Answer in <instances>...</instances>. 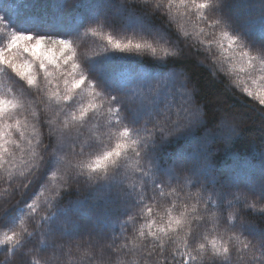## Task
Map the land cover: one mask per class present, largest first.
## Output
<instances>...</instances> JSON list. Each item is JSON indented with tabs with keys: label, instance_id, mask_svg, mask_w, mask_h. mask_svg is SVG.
Wrapping results in <instances>:
<instances>
[{
	"label": "trees",
	"instance_id": "obj_1",
	"mask_svg": "<svg viewBox=\"0 0 264 264\" xmlns=\"http://www.w3.org/2000/svg\"><path fill=\"white\" fill-rule=\"evenodd\" d=\"M106 1L114 6L103 14ZM203 2L162 0L157 8L158 0H0V20L6 26L0 24V48H6L11 32L69 39L80 65L72 76L67 75L71 62L57 60L41 69L19 46L6 53L18 66L32 65L25 77L0 64V99L17 104L9 110L10 118L0 120V125L13 126L0 138V239L12 230L20 235L15 249L0 245V264H96L95 250L84 244L92 238L69 240L74 226H67L62 215L69 207L72 221L97 219L109 241L114 238L117 245L134 249V254L119 257L123 264H225L223 257L213 255V240L217 246L228 243L231 264H240L234 249L250 238L224 224L225 219L228 225L236 223V213L232 208L221 213L211 192L205 203L190 199L197 190L189 179L177 176L172 164L187 160L198 170L208 164L209 183L213 178L220 182L216 188L223 184L232 192L250 189L260 194L264 0H212L208 10L198 11L195 5ZM119 19L129 24L136 19L142 27H126ZM231 36L239 43L230 46ZM117 41L121 46L128 41L150 43L171 55L161 59L149 52L121 51ZM49 43L45 40L37 51ZM81 70L95 79L72 88ZM29 73L35 77L32 85L26 79ZM95 83L117 96L125 109L123 124L117 123L124 116L120 105L102 101ZM123 89L135 95L128 100ZM184 103L197 112V123L182 135L149 145L146 151L158 152L156 165L138 158L132 140L148 138L142 127L150 129L163 117L165 106ZM82 108L88 112L80 119ZM125 126L129 137L121 138ZM124 140L127 146L116 164L96 172L87 167ZM207 153L210 161L203 160ZM164 165L168 174L159 177L161 195L159 189L152 191L157 179L152 173ZM116 190L130 195L111 203L110 194ZM241 210L257 228L264 225V214ZM54 226H64L65 235L52 252L48 228ZM201 243L206 245L203 251Z\"/></svg>",
	"mask_w": 264,
	"mask_h": 264
},
{
	"label": "snow or ice",
	"instance_id": "obj_2",
	"mask_svg": "<svg viewBox=\"0 0 264 264\" xmlns=\"http://www.w3.org/2000/svg\"><path fill=\"white\" fill-rule=\"evenodd\" d=\"M193 3H195V0H193ZM211 5L212 0H206V2L199 3L195 6L197 7V10L200 11L205 9L208 10ZM162 6V0H158L157 8ZM0 24L4 25L2 20H0ZM215 24L218 26L220 24L219 20H216ZM225 35H227V33H225ZM45 40H50V43L40 51H37V48H39ZM229 40L230 46L232 43H239V40L234 36L229 37ZM33 41L34 43H32ZM109 42H112L111 37H109ZM17 46L22 47L24 51L29 52L33 57H35L39 61V68L41 69H44L46 64L53 63L57 60H61L63 65H69L71 62L70 71H67V75L69 76H72L76 70L80 68V65H78L74 60L76 53L75 49L72 47L71 40L52 39L46 36L37 37L31 34L11 32V37L6 45V48H0V64L7 63L9 67H11L18 75L22 77H25L26 71L31 68L32 65L25 64L23 66H18L6 53V50H11ZM115 47L121 51L134 50L136 52H149L152 56L159 57L161 59L171 55V53L164 49H160L158 52V49L150 43L133 44L132 41H128L127 44L121 46V44L117 41L115 43ZM241 53L244 56L248 55V53L244 52L243 49H241ZM260 55L261 57H264V55ZM59 66L60 65H58V67ZM26 79L28 84L32 85L35 77L29 73L26 76ZM94 79L95 78H90L88 75H85L84 70H81L79 78L73 79L72 88H78L81 84H84L85 81L91 83L94 81ZM65 84H68L67 80H65ZM93 87L99 89V91L96 92V95L100 97L102 101L106 99L109 105H120L119 112L124 113V116L122 119L118 120L117 123L123 124L125 120V109L123 105L118 102L117 96L106 93L99 83H95ZM69 91H71V89H69ZM251 94L252 93H249V95ZM134 95V92H131L127 89L122 90V96L128 100ZM68 98L69 97L67 95L64 97V99ZM260 103L264 104V98H261ZM16 107L17 104H15L13 101L0 99V120H6L10 118L11 112L9 110ZM89 107L91 108L95 106L89 105ZM161 111L163 112V117L157 119L150 129L147 126L142 127V129L148 133V138L144 139L142 142L139 140H132V145L136 146L134 148L135 155L138 158L146 159L150 164L153 165H156L158 152L146 151L149 145L153 142L155 144H161L166 142L169 137H175L184 134L186 131H189L199 119L197 112H194L186 103L165 106L163 109H161ZM87 112L88 108H82L79 118L83 119ZM12 127V125H8L6 123L0 125V138L8 135L9 133L5 130L11 129ZM21 135H23V133H21ZM120 137H129V128L127 126H125L123 132L120 133ZM126 146L127 140L117 143L112 151L105 152L102 156H98L94 163L88 164L87 167L92 172H96L100 169H106L109 163L116 164V158L120 157L121 150ZM2 147L3 145H0V148ZM4 151H7V149L5 148ZM210 159L211 154L207 153L203 160L210 161ZM172 166L176 169L178 177H186L189 179L191 187L197 190L194 194L189 196L190 199L197 200L198 203H205V196L211 192L219 201L218 207L221 213H223L228 208H232L236 213V223L228 225L227 219H225L224 224L229 231L243 234L250 238L243 243L242 248L234 249L235 253L240 257V264H264V225L257 228L248 220V213L241 210L252 208L254 211H259L261 214H264V198H261L264 197V175H262L260 178V194L254 195L250 189L246 191L238 190L237 192H232L223 184H221L219 188H216L215 185L220 182L216 181L214 178L213 182L210 184L208 174L205 171V169L208 167V164H202L201 170L194 168L191 162L187 160H181L179 163L172 164ZM167 168L168 165H164L162 169L155 167L152 175L157 177V179L153 181V193H156L157 189H159V194H164L163 187L160 186L161 182L159 177H163L168 174ZM177 182L180 183V180L178 179ZM68 186L71 187V184ZM179 190H184L182 183H180ZM173 191L175 192L176 189H173ZM129 195L130 194L127 191L116 190L110 194V202L117 203L121 201L122 198H128ZM238 203L240 205V209L237 208ZM29 208L33 211L35 210L33 205H29ZM192 210L195 211V205H193ZM62 215L67 218L68 223L73 224L76 230L74 234L69 235V240L74 239V236L82 237L84 235L92 238L94 243L91 244V247H93L95 250L96 264H123V262L119 260V257L123 255L134 254V249L129 248L127 245H117L114 238L109 241L106 229L97 219L87 218L82 219L79 222L72 221L71 207L66 210L62 209ZM262 218H264V215H262ZM45 219H47V217ZM169 224H171V221H169ZM176 224L180 226L181 221L176 220ZM63 229L64 226H54L52 228H48V233L51 237L49 248L52 252L57 250V241L63 239L65 235ZM152 235L155 236L156 234L152 233ZM231 239H233V237H229V240ZM193 240H195V234H193ZM19 244L20 235L15 230H12L11 234L5 233L3 239H0V245H10L13 249H15ZM211 245L214 256L223 257L225 264H231V253L233 250L230 249L228 243L217 246L216 241L213 240ZM205 248L206 245L204 243L199 245L200 251L205 250ZM4 252H8L7 247L4 249ZM152 254V251H149L147 256L151 257Z\"/></svg>",
	"mask_w": 264,
	"mask_h": 264
},
{
	"label": "rangeland",
	"instance_id": "obj_3",
	"mask_svg": "<svg viewBox=\"0 0 264 264\" xmlns=\"http://www.w3.org/2000/svg\"><path fill=\"white\" fill-rule=\"evenodd\" d=\"M112 6H114V4L112 3V2H109V1H106V2H104V4L103 5H101V12L103 13V14H107V9L109 8V7H112ZM120 21H122L125 25H126V27H131V28H139V27H142V24L139 22V21H136V19H133L134 20V22H132L131 24H129V22H127L126 21V19H119ZM227 129L228 130H230V133H233V128H229V126L227 127ZM229 139H231V138H229ZM71 224L70 223H68L67 224V226H70ZM69 228V227H68ZM75 228L73 227V230H72V233L74 234L75 233ZM78 237L79 236H74V238L75 239H78ZM90 242V243H89ZM86 241L85 242V240H84V244L85 245H88V246H90L92 243H94V241ZM92 242V243H91ZM66 250H69V247H67L66 248Z\"/></svg>",
	"mask_w": 264,
	"mask_h": 264
}]
</instances>
